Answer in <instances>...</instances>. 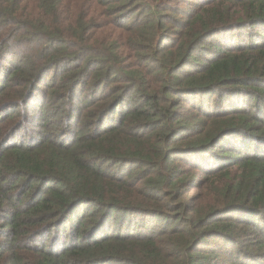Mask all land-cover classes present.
<instances>
[{"label": "trees", "instance_id": "1", "mask_svg": "<svg viewBox=\"0 0 264 264\" xmlns=\"http://www.w3.org/2000/svg\"><path fill=\"white\" fill-rule=\"evenodd\" d=\"M0 264H264V0H0Z\"/></svg>", "mask_w": 264, "mask_h": 264}]
</instances>
